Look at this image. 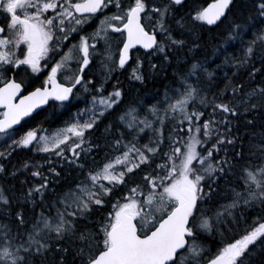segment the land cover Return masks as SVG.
I'll use <instances>...</instances> for the list:
<instances>
[{"label":"snow or ice","instance_id":"6c2138e0","mask_svg":"<svg viewBox=\"0 0 264 264\" xmlns=\"http://www.w3.org/2000/svg\"><path fill=\"white\" fill-rule=\"evenodd\" d=\"M186 4L0 0V136L13 151L45 154L44 164L23 165L36 182L21 196L0 187V264H264V218L235 234L246 210H264V133L245 148L233 132V121L254 127L264 116V0H211L180 15ZM85 25L94 27L88 35ZM221 25L224 43L238 41L242 54L221 51L222 64L211 70L193 62L202 31ZM98 56L109 74L131 61V78L141 84L145 64L154 75L174 69L146 108L152 119L140 118L143 105L122 110L117 119L132 139L113 135L103 160L92 156L104 149L89 137L123 93L115 87L105 96L106 80L86 79ZM229 65L236 71L223 73L227 83L210 94ZM241 69L260 83L247 88L236 79ZM81 90L93 91L91 106L65 127L13 138L25 118L36 119L50 101L70 108ZM146 130L152 135L141 145ZM11 154L0 151V159ZM216 236L215 248L203 242Z\"/></svg>","mask_w":264,"mask_h":264},{"label":"trees","instance_id":"16d2710c","mask_svg":"<svg viewBox=\"0 0 264 264\" xmlns=\"http://www.w3.org/2000/svg\"><path fill=\"white\" fill-rule=\"evenodd\" d=\"M207 1L208 0H187L186 7L185 9L181 10L180 15H185L187 10H190L192 7H200ZM226 27V25H221L219 28H213L211 31H209L207 28L202 31V39L200 41L201 48L194 54H189L195 55V60L193 62L199 61L201 63H205V66L210 65L211 70L215 69L217 64H222L224 57L223 55H221V51H225L226 55H235L237 57L242 54L240 48L237 47V45L239 44L238 41L230 42L228 44L224 43L226 36ZM218 49L220 51H218ZM183 58L184 56L183 54H181V59ZM135 66L136 65L134 64L132 66V69ZM255 67L260 68L261 65L256 62ZM132 69H129V73H132ZM173 70L174 69L169 68L166 70V72H161L159 75H154L148 69L147 64H145L143 71L146 74V79L144 83L141 84L139 81L132 79L130 76L127 78L125 73H128V70L117 69L118 74H123V76H125L124 78L121 76L116 77L117 82L120 83L119 88L123 93V103L118 109H116V111L112 112L111 115H106V117L102 120L99 129H97L95 133L89 137V139L92 140L93 143H99L101 148L104 149V151H101L98 155L96 154V152H93L92 156L96 157L97 160H103L105 154L112 155L106 145L111 142V137L113 135L118 136L121 132H123L125 133V136L128 140L132 139V136L128 135L127 130L122 125H120L117 119L118 116L122 114L123 109L129 107L139 108L141 105H143L144 110L139 112L140 118L143 119L145 116H147L148 119H152V117L148 115L146 108L151 106V104H154L156 102V99L161 98L164 92L165 85L171 83V74ZM234 71L236 70L230 65L224 66L222 72L217 71V80L215 82V85L210 88V94L219 91L224 87L225 83H227L223 80V73L226 72L229 77H232ZM246 71V69H241L240 72L237 73L236 79L244 82L246 87L250 89L251 87H254L255 84L260 83L261 77L257 76L255 84H251L248 82ZM93 82L96 83L97 86L101 83V81L97 82L95 80H93ZM88 93H90L91 96L93 94V91L90 90ZM158 93L160 95H158ZM153 97H155L156 99H153ZM74 106L78 107V105L75 104ZM74 106H71L70 108H62L60 110H54V108L44 109L41 114L36 117V119L33 120L29 118L27 119V123L22 122V124L17 127L18 131L13 138L18 139L24 131L36 127L51 130L66 125V123L70 121L68 119L71 118V115L76 111L74 110ZM44 113L47 114V117L45 118L42 117V114ZM48 113L50 114V116H48ZM52 113H54V115L51 116ZM245 119H251V116H248ZM262 124H264V116L257 117L254 127L246 126L243 119L239 121H233V132L235 136L243 138V143L246 148L249 142H255L252 139L253 136L258 137L259 134L264 133V127H261ZM109 125H112V130L111 135H109L106 140L104 136V129ZM170 127L171 125L166 123V127L164 129L165 136H167ZM146 132L147 135L139 141L141 145L147 143L148 139L152 135L151 130H146ZM11 142V139L0 136V151H4L6 153L9 151L12 152L11 156H9L8 159H0V164H3L7 169V172L0 174V187L14 192L17 196H21L22 193L27 190V187L30 184L36 182L35 178H31V170H24L22 164H44L45 154L37 153L34 149L32 151H29L28 149L16 148L13 151L11 148H9ZM239 150L240 147L238 142L236 151ZM221 155H223V153H221ZM92 156L89 157V163L91 162ZM53 159L55 162V158ZM57 170H60L59 167L57 168ZM44 171L45 174H47L46 167ZM13 173H15V176H13ZM71 175L74 177L76 173L72 172ZM24 181H27L28 183H25L22 186L21 182ZM61 184H63V180H61ZM56 187L59 189L60 185H56ZM49 199H51V197H49ZM39 211L40 208H36V212L38 213ZM28 215L29 217H31L32 213L29 212ZM257 217L264 218V210H261L258 207L246 210L244 212L243 218L240 220L239 227L236 229L235 234L237 235V237L239 234L243 233L246 227H250L252 225V222L255 221ZM214 239L215 243H213V238L211 237L203 242L206 244V246L215 248L218 244H220L221 237L216 236ZM257 259H259V257H257ZM68 260L69 262H71L72 260L71 253H69L68 255Z\"/></svg>","mask_w":264,"mask_h":264},{"label":"rangeland","instance_id":"374dc122","mask_svg":"<svg viewBox=\"0 0 264 264\" xmlns=\"http://www.w3.org/2000/svg\"><path fill=\"white\" fill-rule=\"evenodd\" d=\"M248 38H250V37H248ZM102 59H103L102 56H98L95 59L96 60V62H95V67L96 68L92 71L93 72L92 74H89L86 77V79L95 80L97 82H99V81L103 82V81L106 80L107 81V83L105 84L106 91L104 92V95L106 96V95H108V93L112 92L115 87H119L120 83L117 82L116 77L117 76H121V77L124 78L125 76H123V74H118V71L117 70L109 74L108 71H107V68L104 67L103 64L101 63ZM131 74L132 73H129V72L128 73H125V75L127 76V78L129 76L131 77ZM109 76H110V78H109ZM98 86H99V84H98ZM77 96H78V99L74 100L73 104L78 105V107H81L82 106L83 109H85V107H90L91 106L90 93L81 90L80 92L77 93ZM85 104H87V105L85 106ZM74 114H76V111H75ZM74 114H72L71 117ZM68 120H71V118H69ZM65 126H62L60 128H55V129L47 130V132H48V134H51L52 132H55L57 129H61V128L65 127ZM23 165L24 164H22V166ZM65 167L67 168L66 165H65Z\"/></svg>","mask_w":264,"mask_h":264},{"label":"flooded vegetation","instance_id":"af4514ba","mask_svg":"<svg viewBox=\"0 0 264 264\" xmlns=\"http://www.w3.org/2000/svg\"><path fill=\"white\" fill-rule=\"evenodd\" d=\"M85 27V29H86V31H84L83 33H81L82 35H88L89 33H91L93 30H94V27H90V26H88V25H85L84 26ZM72 43H76L77 42V40H72L71 41ZM65 51H67V49H65ZM57 59H58V57H57ZM95 62H96V60L94 61V64L91 66V71L90 72H88V74H92L93 72V70L96 68L95 67ZM134 65V63H132V62H129V64L128 65H126V67H125V69L126 70H128V72H129V69H132V66ZM87 71V70H86ZM88 74H87V76H88ZM44 77H43V75L41 76V80L43 79ZM39 85V82H37V86ZM56 106L57 107H60L59 106V102H52V101H50L49 102V104L48 105H46V107H43V109H47V108H54V110H55V108H56ZM53 110V111H54ZM38 112H40L41 110H37ZM35 114V113H34ZM33 114V115H34ZM52 115H54V113H52L51 114V116ZM48 116H50V114L48 113ZM42 117L43 118H45V117H47V114L46 113H44V114H42Z\"/></svg>","mask_w":264,"mask_h":264},{"label":"bare ground","instance_id":"6f19581e","mask_svg":"<svg viewBox=\"0 0 264 264\" xmlns=\"http://www.w3.org/2000/svg\"><path fill=\"white\" fill-rule=\"evenodd\" d=\"M89 75V74H88ZM87 77V76H86Z\"/></svg>","mask_w":264,"mask_h":264},{"label":"water","instance_id":"95a60500","mask_svg":"<svg viewBox=\"0 0 264 264\" xmlns=\"http://www.w3.org/2000/svg\"><path fill=\"white\" fill-rule=\"evenodd\" d=\"M211 2V1H210ZM206 6V5H205Z\"/></svg>","mask_w":264,"mask_h":264}]
</instances>
